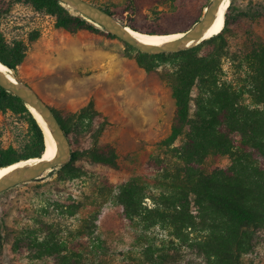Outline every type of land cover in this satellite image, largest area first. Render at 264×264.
I'll use <instances>...</instances> for the list:
<instances>
[{
  "label": "rangeland",
  "instance_id": "374dc122",
  "mask_svg": "<svg viewBox=\"0 0 264 264\" xmlns=\"http://www.w3.org/2000/svg\"><path fill=\"white\" fill-rule=\"evenodd\" d=\"M7 1L12 8L0 16V45H22L25 52L22 63L11 70L16 79L30 86L61 121L92 101L109 125L97 139L88 121L74 126L69 141L76 152V161L70 164L78 170L76 177L68 169L57 168L0 193V264H58L61 256H67L69 264L201 263L193 241L202 234L176 230L169 221L147 214L125 219L116 202L118 187L125 182L143 189L146 209L154 208L152 200L174 192L178 162L171 148L179 147L184 138L171 148L162 142L170 133L173 87L184 56L143 54L105 34H71L57 28L54 16L36 11L28 0ZM84 1L110 11L125 0ZM263 1L235 0V6L247 12ZM156 16V10L150 9L139 18L153 21ZM257 32L263 35L264 28ZM208 41L180 52L199 48L200 55ZM247 50L243 32L228 38L227 58L234 55L235 59L229 64L224 58L221 65L229 80ZM149 64L154 68L146 71L144 66ZM31 138L30 121L20 109L0 111L4 150L23 155ZM104 145L116 152L115 168L90 156ZM229 166L228 157L209 156L203 169L208 174ZM246 244L240 263L264 264V227L249 232Z\"/></svg>",
  "mask_w": 264,
  "mask_h": 264
},
{
  "label": "trees",
  "instance_id": "16d2710c",
  "mask_svg": "<svg viewBox=\"0 0 264 264\" xmlns=\"http://www.w3.org/2000/svg\"><path fill=\"white\" fill-rule=\"evenodd\" d=\"M210 2L125 0L121 7L105 12L133 31L171 35L189 30ZM26 3L36 11L50 13L56 27L71 34L88 31L113 37L82 16L68 14L57 0ZM161 6L165 7L158 10ZM11 8L7 0H0V16L8 14ZM150 9L156 10L153 21L139 18ZM224 21V30L203 45L200 55L199 48L177 53L184 59L177 69L173 87L175 109L170 133L162 142L164 147L171 148L179 138H184L179 147L171 148L178 162L172 185L174 192L152 200L153 209L143 206L145 193L134 183L121 184L116 196L125 219L147 214L153 219L169 221L176 230L189 229L191 233L202 234L193 241V248L203 260L189 264H241L248 233L264 227V32L263 35L257 32L258 28H264V1L242 12L235 6V0H230ZM240 32L246 36L248 50L236 66L233 79L229 80L221 62L229 55L228 38ZM24 55L22 45L12 48L0 45V62L12 71L22 63ZM227 59L231 64L235 58L231 55ZM153 68L151 64L144 66L146 71ZM16 109L30 121V146L25 154L15 156L11 149L4 150L0 144V168L40 158L45 149L43 133L28 109L0 88V111ZM58 120L68 139L78 123L88 121L96 139L109 125L94 110L92 101L77 114H67L64 121ZM90 156L102 165L116 166L117 155L109 145L97 146ZM209 156L228 157L230 166L207 174L203 165ZM75 161L76 152H72L71 162L60 169H68L76 177L77 168L70 166ZM58 264H69L68 257L61 256Z\"/></svg>",
  "mask_w": 264,
  "mask_h": 264
},
{
  "label": "water",
  "instance_id": "95a60500",
  "mask_svg": "<svg viewBox=\"0 0 264 264\" xmlns=\"http://www.w3.org/2000/svg\"><path fill=\"white\" fill-rule=\"evenodd\" d=\"M57 1L62 6H66L71 9H77L80 16H82L85 20L95 25L96 27L105 30L106 33L119 38L121 41L131 46L132 48H135L139 52L152 56L165 53H175L180 52L184 49H189L185 48L186 43H188L194 37H197L204 32V30L216 16L218 11V5L220 2V0H211L210 4L204 10L203 15L199 19V21L195 23L189 30L184 33H181L183 35L182 38L170 42L165 46H146L140 44L139 42L135 41L132 37H130L124 31V28L105 11L85 2L84 0ZM0 88L19 99L27 109L28 107H32L40 114V116L47 123L53 135L54 143L57 147V156L53 160L45 161L30 167L19 168L13 171L12 173L8 174L5 178H3L0 181V193H2L17 185L28 183L35 179H39L41 175L47 171H53L57 168L69 164L71 162L72 151L70 141L65 135L55 112L38 96V94L30 86L18 80L16 82H9L5 80L2 76H0ZM28 111L30 112L29 109ZM30 114L32 115L31 112ZM34 120L36 121L35 118ZM39 128L41 129L40 126ZM43 140L45 141L44 134Z\"/></svg>",
  "mask_w": 264,
  "mask_h": 264
},
{
  "label": "bare ground",
  "instance_id": "6f19581e",
  "mask_svg": "<svg viewBox=\"0 0 264 264\" xmlns=\"http://www.w3.org/2000/svg\"><path fill=\"white\" fill-rule=\"evenodd\" d=\"M230 5V0H220L218 5V11L214 19L210 22L207 28L204 30L202 34L197 37H194L188 43H186L185 48H192L196 45L202 44L215 36L221 34L224 30V20H225V13ZM74 11L78 12L77 9H73ZM122 26V25H121ZM124 31L132 37L135 41L139 42L140 44L146 46H165L170 42L178 40L182 38V34H171L167 36H157V35H147L142 34L136 31L129 29L128 27L122 26ZM0 76H2L5 80L9 82H16L17 79L14 76V73L4 66L0 62ZM36 121L38 122L39 126L41 127L43 134H44V152L40 159H29L26 161H21L15 163L11 166L0 168V181L5 178L8 174L12 173L13 171L23 168V167H30L36 164H40L45 161H50L56 158L57 156V147L54 143L53 135L45 122V120L40 116V114L32 107H28Z\"/></svg>",
  "mask_w": 264,
  "mask_h": 264
}]
</instances>
